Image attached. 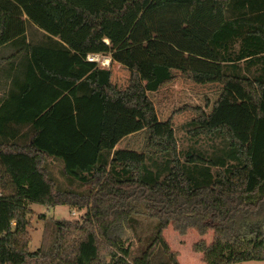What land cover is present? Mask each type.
Wrapping results in <instances>:
<instances>
[{
	"label": "trees",
	"instance_id": "trees-1",
	"mask_svg": "<svg viewBox=\"0 0 264 264\" xmlns=\"http://www.w3.org/2000/svg\"><path fill=\"white\" fill-rule=\"evenodd\" d=\"M29 26L42 38L28 41ZM9 45L24 82L0 112L33 114L31 131L0 130V264H180L169 226L180 236L213 233L211 244L193 246L204 264L264 261V0H0V68ZM88 55L129 63L128 87ZM143 66L152 68L147 84ZM175 70L225 88L215 111L228 86L244 90L256 116L251 148L198 107L185 126L193 145L180 149L149 96L172 85ZM108 103L139 114L159 154L139 161L105 148ZM47 158L62 162L65 182ZM28 203L86 214L82 222L43 215L42 246L32 252Z\"/></svg>",
	"mask_w": 264,
	"mask_h": 264
},
{
	"label": "rangeland",
	"instance_id": "rangeland-1",
	"mask_svg": "<svg viewBox=\"0 0 264 264\" xmlns=\"http://www.w3.org/2000/svg\"><path fill=\"white\" fill-rule=\"evenodd\" d=\"M107 60L109 61L107 56L101 55L100 62L98 63L99 66L109 69V66L106 64ZM110 69L112 74H115L113 84L120 89L127 88L130 79V64L124 62L119 64L113 61ZM151 69L150 66H145L142 70L141 78L144 84H147L151 79ZM173 75L175 81L172 85L159 91L156 95L149 93V96L154 102L159 119L161 121L171 119L181 150H186L193 145V142L187 135L185 126L199 116V113L193 110L198 107L202 108L209 115L214 113L210 123L211 126L221 122L233 125L237 135L251 148L256 129V116L248 96L240 86H228V100L222 102L215 111V104L220 100L225 89L222 85L195 84L187 76L176 70L173 71ZM230 99H232V102L229 101ZM114 105L117 110H114L108 116L106 134L103 140L104 147L112 148L117 143L120 145L123 153H128L133 159L139 161H145L149 155L159 154L149 147L148 132L142 134L138 132L139 134L130 138L133 130H141L138 125L139 120L136 118L138 115L133 111L125 109L121 104ZM183 107H189L191 110L188 109L177 113ZM128 135L129 138H127ZM113 139H115V142L110 145L109 142ZM57 178L61 182H65L61 175ZM28 209L30 212L28 215L30 220L29 232L32 236L30 250L32 252L37 251L42 246L45 228L43 215L46 218H53L55 220L69 219L82 222L86 214V210H79L68 206L48 208L35 203H28ZM164 237L172 250L178 253L177 259L180 264H204L202 255L195 253L193 246L202 239L208 244H211L213 241L212 232L206 236H200L198 232L191 230L188 235L180 236L172 226H169L164 231ZM125 239L126 246L130 247L133 254L136 255L140 245L137 243L131 229L127 230ZM241 264H264V261H248Z\"/></svg>",
	"mask_w": 264,
	"mask_h": 264
},
{
	"label": "crops",
	"instance_id": "crops-1",
	"mask_svg": "<svg viewBox=\"0 0 264 264\" xmlns=\"http://www.w3.org/2000/svg\"><path fill=\"white\" fill-rule=\"evenodd\" d=\"M31 36L34 39L35 38L36 39L42 38V37H40V33H38L33 26L32 27L29 26V28H28V41L30 40ZM16 50L17 49L14 46L9 45V46L4 47L1 51L2 57L6 58V59L7 58L10 59V61L5 62L3 64V66L0 68V109H1V106L7 101V99L13 97L14 94H11V89H13V87H14L13 85L24 82L23 70L18 67V65H17L18 62L15 63L14 53ZM107 57L111 61L110 65H108L109 69H107V70H111L110 67L113 64V60L110 56H107ZM115 62H117L119 64L123 63L120 61H115ZM124 63H126V62H124ZM127 64H129V63H127ZM144 67L145 66H143V68ZM114 77H115V74L113 73L112 74V83L114 82ZM150 78L152 79V77H150ZM195 84H197V83H195ZM207 85H209V84H207ZM210 85H212V84H210ZM152 94L156 95V94H158V92L152 93ZM115 107L116 106L113 103H108L106 105V114H105V122H104L105 134H106V123L108 120V116L110 114H112L114 112V110H117V109H115ZM32 114H33L32 112L22 113L21 111H19V109L13 108V107L10 109H4L3 111L0 112V130H13V131H19L21 133H26L28 131H31L32 125L27 124L28 123V122H26L27 118H25V117H27V116L31 117ZM137 115H138V117L136 116V118L139 120L138 125L140 126L141 130H139V131L133 130L130 134L131 135L130 138L136 136V134H139V133L142 134L144 132H147V130L145 128V123L140 118V115L139 114H137ZM16 117H20V119L22 120V122L20 124L13 122V121H15L13 119H15ZM7 121H9V122H7ZM104 138H105V136H104ZM127 138H129V135ZM114 142H115V139L110 141L109 144L112 145ZM103 145H105L104 141H103ZM110 149H112L113 153L118 152L120 155H122V154L123 155H129L128 153H123V150L121 149L120 145H118L117 143L114 144L112 146V148H110ZM46 163L48 165V169H49L50 173H52L53 176L54 175L57 177H59V175L63 176L62 175L63 164L61 161L56 160L54 158H47Z\"/></svg>",
	"mask_w": 264,
	"mask_h": 264
},
{
	"label": "built area",
	"instance_id": "built-area-1",
	"mask_svg": "<svg viewBox=\"0 0 264 264\" xmlns=\"http://www.w3.org/2000/svg\"><path fill=\"white\" fill-rule=\"evenodd\" d=\"M100 58H101V55H88L87 60L89 62L99 63L100 62Z\"/></svg>",
	"mask_w": 264,
	"mask_h": 264
},
{
	"label": "bare ground",
	"instance_id": "bare-ground-1",
	"mask_svg": "<svg viewBox=\"0 0 264 264\" xmlns=\"http://www.w3.org/2000/svg\"><path fill=\"white\" fill-rule=\"evenodd\" d=\"M109 61H110V60H109ZM109 61L107 60V63H106L107 65H109V64H110V63H109ZM110 62H111V61H110Z\"/></svg>",
	"mask_w": 264,
	"mask_h": 264
}]
</instances>
